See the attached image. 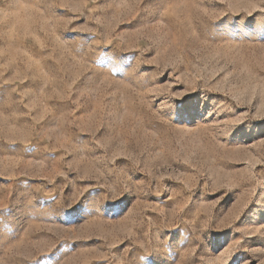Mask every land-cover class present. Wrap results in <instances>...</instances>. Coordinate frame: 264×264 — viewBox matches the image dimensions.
I'll use <instances>...</instances> for the list:
<instances>
[{"label": "rangeland", "instance_id": "rangeland-1", "mask_svg": "<svg viewBox=\"0 0 264 264\" xmlns=\"http://www.w3.org/2000/svg\"><path fill=\"white\" fill-rule=\"evenodd\" d=\"M0 264H264V0H0Z\"/></svg>", "mask_w": 264, "mask_h": 264}]
</instances>
